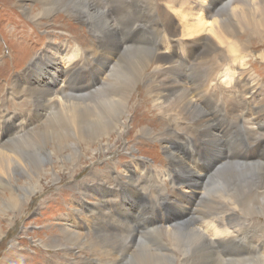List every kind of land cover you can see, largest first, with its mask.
<instances>
[{
    "label": "bare ground",
    "instance_id": "obj_1",
    "mask_svg": "<svg viewBox=\"0 0 264 264\" xmlns=\"http://www.w3.org/2000/svg\"><path fill=\"white\" fill-rule=\"evenodd\" d=\"M104 1L81 0L75 5L98 43L96 50L101 56L97 60L89 59L82 50L72 49L70 53L71 44L64 43L62 56H69L70 62L62 63L60 68L51 63V58L37 54L35 60L40 65L33 72L32 81L22 75L23 80L7 90L11 97L25 99L23 108L28 109V102L34 106L35 121L22 111L0 120V220L8 212L19 214L25 202L43 190L42 181L54 182L61 171L71 179L86 161L114 151L115 142L125 130L129 103L135 104L134 116L141 114L148 107V94L158 103L161 116L174 115L181 121L172 122L166 129L169 137L162 140L163 152L168 157L166 176L171 196L160 191L161 177L135 159L134 154L130 164L119 161L117 167L127 173L125 182L117 173L106 179L103 170L94 165L89 178L84 175L77 181L81 185L70 182L71 204L69 200L68 213L61 220L73 223L77 232L60 228L68 247L77 246L84 237L78 231L83 229L93 233L85 236L91 240L89 252L106 264H167L185 241L190 249L181 252L183 264H230V255L236 256L238 251L249 254L248 258L258 255L264 260L262 236L246 224L254 212L252 209L251 214L247 213L249 202L261 214L264 212V182L254 186L251 176L261 167L264 171V117L254 118L255 111H247L248 102L235 95L249 93L244 80L234 81L231 93L220 87L210 95L205 92L209 88L203 85L247 55L237 44L238 34L249 30L264 32V0H216L212 7L208 0H193L189 8L184 5L188 0H170L169 9L182 20L180 26L170 15L159 20L155 0H125L113 6H104ZM126 1L130 5L126 6ZM123 8L129 10L122 11ZM170 27L176 28L175 32L166 33ZM203 31L207 33L203 38L205 45H199L194 39ZM62 37L70 39L64 33L58 39ZM179 45H183V51ZM124 54L136 58L132 63L136 76L146 85L145 95L135 94L129 102L131 86L125 80L119 78L110 92L103 89L112 83L104 72L118 64ZM55 59L62 62L59 56ZM149 65L153 72L146 73ZM194 66L198 71L191 69ZM26 72H32L30 64ZM13 80L19 78L15 76ZM27 82L34 84V89L30 90ZM200 108L210 118L194 122L196 114L192 113ZM177 109L178 112L174 111ZM50 113L57 115L55 126L50 125L52 120H46ZM186 122L199 125L198 132L202 133L188 137L180 129ZM29 130L28 139H21ZM134 132L131 126L127 133L131 136ZM143 133L153 135L145 130ZM30 142L43 145V151L34 150ZM63 152L68 154L64 156ZM225 186L234 188L236 194L203 201L208 188ZM20 194H24L25 202L19 201ZM240 195L254 201L241 202ZM93 197L94 201L87 202ZM83 211L87 214L83 215ZM242 234L253 238H240ZM142 238L149 241V247L144 246ZM223 252L230 257L224 258ZM237 261L233 264L241 263ZM258 264L264 263L259 260Z\"/></svg>",
    "mask_w": 264,
    "mask_h": 264
},
{
    "label": "rangeland",
    "instance_id": "obj_2",
    "mask_svg": "<svg viewBox=\"0 0 264 264\" xmlns=\"http://www.w3.org/2000/svg\"><path fill=\"white\" fill-rule=\"evenodd\" d=\"M50 1L51 0H47V2L40 0H0V120H2V118H6L5 115L9 116L16 113L17 111H22L24 112V115H28L30 117L33 116L34 106L28 102V109L23 108L25 105V99L11 97V92H7V90L21 82L23 80L22 75L26 76L27 80L32 81L33 72L38 69L40 65L39 61L35 60L37 54L42 53L46 58H51V63L60 68L63 67L64 64L66 65L68 62H70L71 59L69 56H62L61 46L64 43L69 42L71 44L68 46L71 48L69 50L70 53L72 52V49H78L79 52H81V50L85 51L88 54L87 57L89 59L97 60L101 56V53L96 50L98 43L94 39L92 31L89 29L86 21L78 12L77 9L79 8L75 6L77 5V2L81 0H55V3L52 5ZM109 1L110 0L104 1V6L119 5L125 0ZM116 1L118 2L116 3ZM155 1L157 4L156 11L159 20L164 21L165 18H169L168 15H170L172 16L170 19L173 20L174 18L180 26L182 20L178 19L177 14L175 15L169 9L170 0ZM215 1L216 0H208V3L211 4L209 6L212 7ZM192 2L193 0H188L187 5L186 2L184 5L189 8L191 7ZM128 5L130 4L128 1H126V6ZM201 6L203 7V4H201ZM81 7L84 9L83 5H81ZM134 7L136 8V6ZM127 10L129 9H122V11ZM221 12L223 11H219L217 13ZM191 18L197 17L191 16ZM208 22H211V20ZM143 28L146 29V27ZM170 30L175 32L176 28L170 27L166 33H168ZM22 33H26L25 36L21 37ZM63 33L70 39L68 40L63 37L61 40L58 39V36L62 35ZM198 35L197 38L194 39L196 43L199 45H205L203 38L207 36V33L203 31ZM236 41L239 47L242 48L247 54V57L245 56L244 59H238L234 62L235 64L232 63L233 65H229V70H227L226 67L223 68L219 72V75H216L212 81L203 84L205 88H209L208 90H204L207 94L212 95L213 93H216L221 87L224 92L231 93V86H233L235 83L234 81L244 80L245 87L249 88V93L244 94L238 92L235 93V95L238 96L242 102H248L246 105V107H249L247 108L248 113L255 111L256 114H252L253 117H259L261 119L264 117V32L255 33L250 30L243 31L237 35ZM219 46L224 48L221 45ZM179 49L183 51V45H179ZM66 51H68V48ZM243 51L239 52L241 56ZM195 52L198 51L195 50ZM58 56L59 59L62 60L61 63L57 62L55 59L58 58ZM123 56L124 57L120 59L121 63L119 61L118 64H116L112 69H107L104 72L106 74L105 76H108L112 83L111 85L108 84L109 86L105 85L103 89L105 91H112L116 87L115 85L117 82L120 79H123L131 86L130 94L127 98V102H129L131 96L135 94H144L143 91H145L146 85L143 79H139L136 76L134 66L132 65V63L136 62V58L132 54H128L127 56L124 54ZM222 57L223 56H220L221 59H223ZM208 58H211V55H208ZM36 63H38V65H35ZM29 64L31 65L32 69L31 73L26 72ZM191 69H197L196 71H198V68H195V66ZM151 72H153V66L149 65V67L146 69V73ZM224 75L228 77H225ZM15 76L19 78L18 81L13 80V77ZM202 81H206V79H202ZM244 82H242V84ZM25 85H28L30 90H32V88L34 89L35 87V85L30 82H27ZM147 96L150 98L148 99L145 96L148 107L145 108L141 114L136 116H134L132 112L135 104L129 103L128 113L125 117V130L120 140L115 142L116 148L114 151L111 153H105L104 156H98L97 160L95 161H86V163L78 170L79 172L76 173V175H74V177L71 179H68L67 172L61 171L56 174L57 178H55L56 180L54 182L49 183L47 181H42L40 185L43 187V190L37 193L36 196L32 195L33 198L31 197V199L27 200L26 202L25 200H22L24 194H20L21 199L19 201L25 202L23 210L20 212L21 214L19 213L14 216L12 213L8 212L0 220V231L2 230L0 233V264H106L104 261L98 259L97 256H94L89 252L91 240H86L85 236L87 233L90 235L93 233H90L89 231L86 232L83 229L79 230L78 232L84 237H82V241L80 240L77 246H73L71 249L68 247L60 229L63 227L64 229H68L72 232L76 231L73 223L70 224L61 220V216L68 213L67 202L69 200V204H71V193L69 190L72 189V185L70 182H75L76 185H81L82 183L77 181L81 180L84 175L89 178V172L95 169L94 165L98 166L100 170H103L101 173L103 175L105 174L106 179H109L110 177L113 178L117 173L121 177L120 180L125 182L124 178L127 176V173L123 171V168L117 169V167H119V161L130 164L133 160L131 154H134L135 159L144 162L146 167L152 168L155 175L161 177L162 182L159 186L160 191L167 196H171L172 188L169 179L166 176L168 157L163 152L162 140L166 137H169V135L166 133L167 127L170 126V124L174 121L177 123H181V121L179 119H175L176 117L174 115L168 116L163 114L166 118H168L166 121V118L161 116L158 103L154 101V98L151 95L147 94ZM175 106L177 107L179 105L176 104ZM174 111L178 112L179 110L177 109ZM192 114H196L194 116V122L210 118V114L202 108L199 109V112L194 111ZM48 116L49 117L46 120H52V123L49 124L55 126L57 115L55 113H50ZM162 119H165V121ZM34 121L35 119L33 116V123ZM186 124L187 125H182L180 129L183 128V131L185 132L184 134H186L188 137H197V135L202 133V131L198 132V129L200 128L199 125L189 122H186ZM131 126H134L135 132L130 136L127 132L131 129ZM262 127L264 129V122ZM30 130L22 134L20 138L23 136L21 139H24V137L27 138L28 135H31V133H29ZM143 130L148 133H152L153 135L145 136ZM126 137L128 142L125 139ZM30 143L29 146H33L34 150L36 149L41 152L43 151V145H33V142ZM63 154L66 156L68 153L65 154V152H63ZM121 157H125V159L122 160ZM261 168L259 172L254 171L251 175L252 179L254 180V186L257 187L262 186L264 182V171H262ZM139 175L142 177L143 173H139ZM61 190L66 192H61ZM207 190L208 194L205 193L203 200L205 203H208L207 201H209V199L212 197L236 194L234 188L226 186L218 188L210 187ZM66 193L68 195H66ZM184 195L187 196L189 194L184 193ZM240 197L241 202L244 200L254 201L245 199L244 195H240L239 198ZM94 199L95 197L87 202L90 203L94 201ZM3 201L6 202V199ZM229 201L231 205L235 207L230 197ZM252 209L254 211L253 217L247 218L248 221L246 224H248L252 230H258L260 236H262V255L264 256V212L261 214V211L254 207L252 202H249V211H247V213L251 214ZM85 214H87V211H83V215ZM236 214L241 216L240 212H236ZM239 237L248 239L249 241L253 238V236L246 237L243 234ZM121 240L124 244L125 240L123 237ZM258 242L259 241L257 240L256 245H258ZM60 246H63V248ZM144 246L149 247V241L144 240ZM183 247L181 251L179 250L176 252L175 256H172L171 259L169 258L167 264H183V260L185 259L181 252L183 253V251L190 249L186 241L183 244ZM256 251L257 249L254 250V252ZM247 252H250V250ZM245 253L246 252L240 253L238 251L236 256L230 255L232 257L230 264H233L237 260H241V263L238 264H258L259 260L263 261L264 263V260L260 259L258 255H253L252 257L248 258L249 254ZM240 255L244 258H241ZM223 256L224 258L230 257L229 254H226L225 252H223ZM216 257L219 256L217 255Z\"/></svg>",
    "mask_w": 264,
    "mask_h": 264
}]
</instances>
